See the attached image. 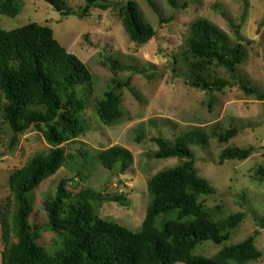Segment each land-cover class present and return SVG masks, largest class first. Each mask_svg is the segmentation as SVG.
Here are the masks:
<instances>
[{
    "label": "trees",
    "instance_id": "16d2710c",
    "mask_svg": "<svg viewBox=\"0 0 264 264\" xmlns=\"http://www.w3.org/2000/svg\"><path fill=\"white\" fill-rule=\"evenodd\" d=\"M44 1L63 19L85 18L93 10L113 6L109 0H84V7L75 12L66 0ZM182 1L167 0L174 10L182 7ZM22 8V0H0V15L16 18ZM119 11L132 43L144 46L157 36L136 1L124 0ZM175 61L188 66L190 85L196 89L220 93L238 86L248 97L264 101L263 94L238 76L246 61L244 47L233 43L226 32L207 19L199 18L191 25ZM111 65L115 77L119 71L134 69L119 61H111ZM217 69H224L231 81L219 77ZM130 86L131 78L126 82L114 79L103 97L95 99L97 115L104 126H114L123 118L120 92ZM93 87L90 69L55 39L50 27L31 23L13 31L0 29V127L10 128L11 149L32 129L39 131L51 146L14 170L8 179L10 196L0 210L5 244L2 264H249L261 260L264 253L257 248V239L264 231V218L253 235L226 246L246 214L223 216L222 207L208 209L200 202L201 197L215 192L210 182L200 177L191 149L193 145L209 144L210 136L202 128L180 134L174 142L163 137L153 139L158 147L156 160L178 159L180 163L148 180L150 201L140 231L98 214V209L109 203L130 207L125 195H105L84 186L79 193L71 194L67 186L79 182L64 178L55 196L42 204L48 219L44 229L62 238L61 247L50 252L38 244L41 229L30 223L34 192L75 159L68 154L66 145L86 134L85 116ZM239 134L240 129L232 127L210 135L220 144H228ZM254 153L252 147H228L221 153L219 163L222 166L228 161H247ZM79 155L85 158L83 169L92 165V159L114 174L127 173L133 163L131 152L121 146L91 157L84 151ZM261 171L264 174L263 168ZM169 214L173 219L159 228V220ZM206 242L224 246L213 257L197 255V248Z\"/></svg>",
    "mask_w": 264,
    "mask_h": 264
},
{
    "label": "rangeland",
    "instance_id": "374dc122",
    "mask_svg": "<svg viewBox=\"0 0 264 264\" xmlns=\"http://www.w3.org/2000/svg\"><path fill=\"white\" fill-rule=\"evenodd\" d=\"M144 19L152 25L157 36L144 46L131 42L123 24L120 5L124 0H109L113 6L93 10L87 17L63 19L44 0H22L21 14L16 18L0 15V29L13 31L31 23L50 27L55 39L69 53L76 55L93 75L94 95L86 112V134L66 145L68 154L75 156L68 167L41 184L34 192L32 226L40 228L38 244L54 252L61 247L62 238L44 228L48 224L43 202L55 196L64 178L79 182L67 186L77 194L83 186L105 195H125L130 207L109 203L98 209L103 219H111L133 231H140L149 204L148 180L162 170L177 166L178 159L156 160L158 150L154 138L171 142L187 131L202 128L210 136L206 147H191L200 177L210 182L214 194L201 197L208 209L222 207L223 216L238 212L246 219L236 229L226 246L238 244L254 234L264 218V101L248 97L238 86L222 92L207 93L190 85L188 66L179 58L191 25L204 18L226 32L231 41L246 50V61L238 76L264 95V0H183L182 7L172 9L167 0H134ZM69 8L79 12L84 0H66ZM118 5V8H117ZM186 5V7H185ZM111 61H119L134 69L119 71L114 76ZM146 72H143L144 70ZM219 77L231 81L224 69L216 70ZM131 86L120 94L123 118L114 126H104L97 115L95 99L103 97L113 80ZM240 129V134L228 144H220L210 135L215 130ZM142 136V138H141ZM12 132L7 125L0 127V210L10 196L8 179L33 156L48 151L51 146L36 129L19 138L11 149ZM121 146L131 152L133 163L125 174L110 173L95 160L86 169L80 151L90 157ZM228 147L254 148L247 161H228L220 165L219 157ZM261 169V170H260ZM80 173H82L80 175ZM169 214L158 222L159 228L173 219ZM224 245L206 242L196 250L197 255L213 257ZM257 248L264 253V231L257 239ZM5 244L0 221V264ZM181 264V263H180ZM249 264H264V257Z\"/></svg>",
    "mask_w": 264,
    "mask_h": 264
}]
</instances>
